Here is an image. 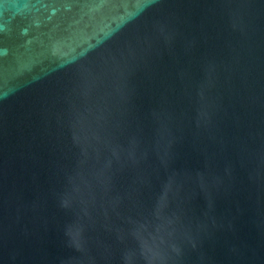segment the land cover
<instances>
[{"label": "water", "instance_id": "95a60500", "mask_svg": "<svg viewBox=\"0 0 264 264\" xmlns=\"http://www.w3.org/2000/svg\"><path fill=\"white\" fill-rule=\"evenodd\" d=\"M0 264H264V0H0Z\"/></svg>", "mask_w": 264, "mask_h": 264}]
</instances>
